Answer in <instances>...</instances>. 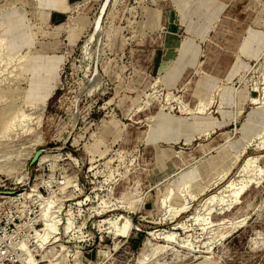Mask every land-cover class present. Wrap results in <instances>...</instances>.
<instances>
[{"label": "rangeland", "instance_id": "1", "mask_svg": "<svg viewBox=\"0 0 264 264\" xmlns=\"http://www.w3.org/2000/svg\"><path fill=\"white\" fill-rule=\"evenodd\" d=\"M107 1L0 0V264H264V0Z\"/></svg>", "mask_w": 264, "mask_h": 264}, {"label": "bare ground", "instance_id": "2", "mask_svg": "<svg viewBox=\"0 0 264 264\" xmlns=\"http://www.w3.org/2000/svg\"><path fill=\"white\" fill-rule=\"evenodd\" d=\"M109 1V0H108ZM107 1V2H108ZM99 24H100V20H98L97 21V26H99ZM44 152V151H43ZM42 152V153H43ZM42 155V154H41ZM41 157V156H40ZM39 160V159H38ZM43 160H41V162H42ZM262 170V169H261ZM261 172H263V171H261ZM242 191L243 190H240V192H236V193H234L233 195H234V200H235V202H237L238 201V199L240 198V195H241V193H242ZM18 194L20 193V190H18V192H17ZM17 195V194H16ZM8 196H15L14 194H11V195H8ZM122 221V220H121ZM118 226H120L121 227V233H120V235H122V236H126V237H128V236H130L129 234V232L131 231V230H129V228L130 227H126L127 225H124L123 224V221L122 222H120L119 223V225ZM119 228V227H118ZM165 240H170L171 239V237L170 238H167V237H165L164 238Z\"/></svg>", "mask_w": 264, "mask_h": 264}, {"label": "water", "instance_id": "3", "mask_svg": "<svg viewBox=\"0 0 264 264\" xmlns=\"http://www.w3.org/2000/svg\"><path fill=\"white\" fill-rule=\"evenodd\" d=\"M44 151V149H38L36 150V152L34 153L33 157L31 158V163H35L38 161V159L40 158L42 152ZM18 190H5V189H0V196H8V195H11V194H18L17 193Z\"/></svg>", "mask_w": 264, "mask_h": 264}, {"label": "crops", "instance_id": "4", "mask_svg": "<svg viewBox=\"0 0 264 264\" xmlns=\"http://www.w3.org/2000/svg\"><path fill=\"white\" fill-rule=\"evenodd\" d=\"M77 1H82V0H66V2L68 3V4H70V3H75V2H77ZM56 12V11H55ZM55 19H56V21L57 20H59V17L61 16V15H59V14H57V13H54L53 15H52Z\"/></svg>", "mask_w": 264, "mask_h": 264}]
</instances>
